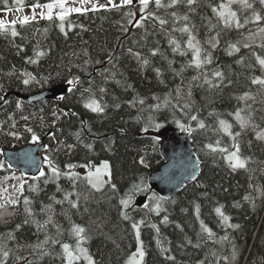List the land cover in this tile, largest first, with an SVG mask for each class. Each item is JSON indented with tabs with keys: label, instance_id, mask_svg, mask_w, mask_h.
<instances>
[{
	"label": "trees",
	"instance_id": "trees-1",
	"mask_svg": "<svg viewBox=\"0 0 264 264\" xmlns=\"http://www.w3.org/2000/svg\"><path fill=\"white\" fill-rule=\"evenodd\" d=\"M33 2L36 0H25L24 9ZM38 2L48 3L51 0ZM163 2L167 3L168 0ZM221 2L227 4V0H197L191 10L183 3L174 8L159 9L157 14L167 20L163 30L156 23L148 24L146 28L129 27L127 32H123L121 25L126 23L123 16L126 9H122L70 14L65 21L67 36L60 32L57 26L59 21L55 18L51 22L40 19L23 27L16 23L17 31L23 38L17 37L14 43L10 36L0 35V84L4 85L10 101L5 108H0V122L9 113L17 111L15 103L21 102L24 115L35 114L28 126L33 127L40 141L45 143L44 157H51L62 170H67L65 165L68 163L75 164L77 167L72 171L80 174L75 187L72 181L61 177L59 184L62 191H57L56 183L45 184L43 178L36 181L25 177L24 196L30 200L29 208L33 215L29 216L24 211L21 197L19 206L7 208V212L15 214L5 215L4 222H0V234L14 230L18 223L22 225L14 233L16 239L8 242V247L14 249L8 264H16V255L33 259L34 264H64L59 244L45 245L51 253L47 256H39L29 247L43 241L46 234L56 238L53 224L38 230V224H43L49 215L60 227L59 238L71 245L76 243V238L70 232L71 225L86 228L88 239L83 246L96 264H126L139 246L131 223L141 218L146 220L140 229V240L146 251L143 264H264V140L256 138V131L264 129V89L251 84L254 76L262 74L252 52L264 56V49L241 46L239 52L229 55V46L237 41L243 42L249 30L257 31L258 25L249 23L240 30L225 28L212 11V7ZM7 6L14 11V0H8ZM259 7L262 6L256 4L255 10L262 15L264 9L259 10ZM235 10L242 22L244 17L251 15L250 9L236 7ZM7 12L3 0H0V13ZM173 12L176 16L171 15ZM184 15L189 16V21L178 19ZM185 23L190 25L199 41L202 58L205 51L211 52L212 63L205 65L202 71L207 72L210 79L213 70H220L224 74L219 87L212 88L204 83L203 76L199 80H192L193 76L199 75L198 70L187 66L188 61L193 59L192 50L188 49L183 56L173 52L174 45H170V39L176 40L181 49L187 48L188 35L178 31ZM259 26H264V22ZM217 32L220 34L219 44L211 48L208 41ZM38 43L41 50H46V55L37 64L26 63L27 58L34 55ZM256 43H260L257 37ZM16 44L22 45L24 51L18 54ZM130 48L133 52H139L140 57L130 53ZM153 49L157 50L156 55H152ZM109 55L112 62H109ZM241 58L243 63H238ZM145 59L147 64L143 63ZM25 70L41 83L33 81L29 86H24L19 72ZM74 77L80 78L82 87L77 85L73 91H68L70 86L67 81ZM89 80L92 81L95 98L106 106L102 114L84 107L89 94L82 95V92L83 88L89 87ZM58 87L66 90L64 99L58 97L32 103L22 100V96L36 97ZM100 88L105 91L101 93ZM189 91L190 96L187 95ZM246 93L254 98L240 99ZM166 99L169 101L167 105L164 104ZM140 100L144 103L140 104ZM185 102L190 104V108L182 111L180 106ZM157 103L161 105L160 108L154 107ZM238 109H243L241 115L244 117L251 114L250 124L243 131L234 118ZM54 110L75 115L62 117L55 122V127H51ZM196 113L208 126L206 130L197 129L189 136L200 163L198 180L173 198L164 199L159 215L137 208L134 203L141 197L147 196V203H150L149 197L155 193L151 191L149 178L164 165L159 133L169 127L181 130L177 121L191 123L195 127V122L189 121L188 115ZM41 116L44 117L43 121L39 119ZM217 117L227 121L233 133L241 132L237 142L241 157L247 158L245 168L233 170L222 154H208L205 145L216 139L221 140L222 147L234 150L231 148V138L222 131H216ZM16 119L23 139L0 134L2 153L32 144L31 134L23 131L25 122L20 120L18 111ZM155 124L162 127L156 129L151 126ZM252 125L259 127L254 129ZM145 127H148V132L143 130ZM53 132L57 137L55 140L51 138ZM77 132H80L79 141L75 136ZM62 144H72L74 147L68 151L61 148ZM87 144L92 145L91 150L85 147ZM141 158L146 161L147 167L139 162ZM0 161H4L3 155H0ZM103 162L111 164L115 190L108 186L97 191L83 179L84 168L80 165ZM44 170L50 171L47 164ZM14 173L0 172V180ZM12 181L17 183L9 179L7 185H12ZM29 185L33 187L29 188ZM133 186L143 190L135 193L133 203L127 209L132 220H125L121 216L120 199L126 197ZM64 192L73 193V200L79 199L77 208L67 202L55 204L50 199L63 200ZM76 193H79V197ZM245 196L252 198L254 206L252 202L244 200ZM154 204L155 201H152L150 206ZM48 205H52L51 211L46 207ZM196 205H199V219ZM220 206L231 218L230 223L240 225L238 229L225 230L221 226L215 212V208ZM164 216L168 217L166 224L162 223ZM26 219L29 223L24 224ZM200 220L215 233L212 239L201 232ZM149 223L159 227V234ZM225 235L229 239L221 240ZM157 239L161 242L159 246ZM189 240L191 243H188ZM197 244L199 247L195 246ZM161 247L170 249V252L162 254ZM233 248L236 259H222L231 257ZM165 255H172L175 260H167ZM78 264H86V261L81 259Z\"/></svg>",
	"mask_w": 264,
	"mask_h": 264
},
{
	"label": "snow or ice",
	"instance_id": "snow-or-ice-1",
	"mask_svg": "<svg viewBox=\"0 0 264 264\" xmlns=\"http://www.w3.org/2000/svg\"><path fill=\"white\" fill-rule=\"evenodd\" d=\"M6 10L12 11L13 9L8 7V0H3ZM71 2V6H68ZM197 0H168L167 3H164L163 0H107L105 4H100L99 0H51V2L48 3H40L38 0L36 2H33L30 6L31 8V15H22V17H17L16 20L12 21H4L0 20V35L10 36L12 38V42H15V39L17 37H21V33L17 31L16 23L17 20L19 21L21 27L30 24L31 22L37 21L38 19H44L47 21H53L54 17L56 20L59 21V24L57 25L59 27L60 32H62L65 36L68 35L67 31H65V21L68 15L71 13H79V14H86L89 11H120L122 9H126V11L123 12V16L126 20V23L121 25V30L123 32H127L129 30V27H135V28H146L148 24L155 25L156 23L159 24L161 29H164V26L167 24V20L162 18L157 14L159 9H167V8H174L177 5L183 3L186 4L187 7L191 10L192 6L195 5ZM232 3H239L241 9H251V15L244 17L243 22L241 21L240 17L237 15L236 11L231 10V4ZM258 3L262 8H264V0H258ZM15 10L19 11L21 13L24 12L25 7V0H14ZM79 5V6H77ZM138 6V8H137ZM151 6V8H150ZM37 9H40L39 12H37ZM55 9H59L58 12L54 13ZM213 13L217 16L219 20L223 22V25L225 28H234L236 30L243 29L246 25L249 23H254L258 25L257 31L249 30V33L247 36L244 37V41H237L236 43H233L229 46V55L232 54V52H239L240 47L243 48H253L254 46L260 47L261 49H264V26H259L261 22H264V15H261L260 12L256 11L254 8V3L249 2V0H228V4H225L221 2L216 7H212ZM172 16H176V13H171ZM178 19H182L183 21L187 22L189 21V16L184 15L182 17H179ZM71 26V25H70ZM80 27H83L82 25ZM215 27V26H213ZM45 32L47 29L44 30ZM178 31L182 33H186L188 35V39L186 41L187 48L181 49V46L179 43L176 42L174 39H170L169 43L170 45H174L173 52H179L180 55H185L187 50H192L193 53V59L188 61L187 66L188 67H194L196 70L199 71V75L193 76L192 80L196 81L199 80L201 76L204 77V83L208 84L212 88L219 87V85L224 80V74L220 70H213L211 73L212 78L210 79L208 77V73L205 71H202L205 65L212 63V55L210 51H205L203 58L201 56L202 49L200 47L199 41L196 40L195 35L193 34L191 27L189 24L185 23L182 27L178 29ZM219 32L215 34V36H212L208 43L211 46V48H216L219 44ZM260 37V43H256V37ZM17 48L18 54L20 52L24 51V47L20 44L15 45ZM130 53H132L136 57H140L139 52H133L132 49H128ZM157 50H152V55H156ZM46 55V50H41L39 47V43L37 44L36 49L34 50V55L32 57H28L26 60V63L31 64H37L39 59ZM252 55L255 57V60L257 64L260 66L262 74L260 76H254L251 79V84L253 85H259L262 89H264V56L258 55L255 53V51L252 52ZM109 62H112V56L109 55ZM85 63H88L87 61ZM97 64L100 63L99 60L96 61ZM144 64H147L148 61L145 59L143 60ZM171 63V62H170ZM238 63H243V58L238 60ZM14 71H16L14 69ZM86 71V69H85ZM157 72L159 73V69H157ZM13 73H9V75H12ZM179 74V73H177ZM90 76L91 73H88ZM19 78L21 80V83L24 86H29L33 81L36 83H41L40 80H37L36 76H34L32 73L28 71H22L19 72ZM215 81V82H214ZM89 84V87L83 88V93H88V97L85 100L84 107L90 109L91 111L95 113H103L106 106H102L101 102L95 98V94L92 90L91 84L92 81H87ZM67 84L70 86L68 91H73L77 85H80L82 87L83 82L80 80L79 77H74L71 80L67 81ZM99 91L103 93L105 91L104 88H100ZM177 92H179V89H177ZM188 96L191 95V91L188 92ZM248 98H254L250 97L247 93L245 96L241 97L240 99H248ZM60 99H64V97H60ZM10 103L9 99L7 98V92L4 90V85L0 84V108H5ZM140 104H143L144 101L140 100ZM169 101L166 99L164 101V104L167 105ZM155 108H160L161 105L157 103L154 105ZM181 110L189 109L190 104L185 102L183 105L180 106ZM15 109L20 113V120H23L25 122L23 131L24 133L31 134L30 139L33 144H36L40 141V136L37 135L36 131H34L33 127L28 126V122L35 114H29L24 115V108L23 104L19 101L15 103ZM17 111L11 112L8 114L7 118L0 122V134H3L5 136H10L14 139H23V135L21 134L19 128H18V121L16 119ZM243 109H238L235 114L234 118L239 123L241 131H243L246 127L249 126L250 120H251V114H249L248 117H244L241 115V112ZM54 117L53 123L50 125L51 127H55V122L59 121L62 117H68L70 115H75V113H70L63 110H54L52 113ZM209 115H212V113H209ZM41 121L44 120V117H39ZM188 120L195 122V127L192 126L191 123H180L177 121V124L181 131L186 132L189 136L193 134L194 131L197 129L199 130H206L207 125L203 119L199 118V114H189ZM218 122V128L216 129L217 132L222 131L223 133L227 134L231 140V148L234 149L232 151H229V148L222 147L221 146V140L216 139L214 142H209L205 145V148L208 150V154H214V153H220L223 155V158L229 163V166L235 170L238 168H245L247 165V158H242L240 155V145L237 142V137L240 136L241 132H235L233 133L231 131V125L225 121L224 119H220L217 117ZM152 127H155L156 129H159L162 127L160 124L151 125ZM254 129H257L258 125H252ZM7 128V130H6ZM82 130H83V124H82ZM91 131V129H88ZM145 132H148V127H145L143 129ZM75 136L77 140H80V132L75 133ZM51 138L55 140L56 134L55 132L51 133ZM256 138L258 140H264V129H259L256 131ZM74 145L67 144V145H61L62 149H66L68 151H71L73 149ZM86 148L91 150L92 145L87 144L85 145ZM59 150V149H58ZM0 155H3L2 152H0ZM44 160L47 164V168L50 171L41 170L39 172L38 176H33L32 179L36 181H40L41 178H43V182L45 184L49 182L56 183L57 185V191H62V188L59 184V180L61 177L67 178L68 180L73 182V187L76 186V181L80 180V174L72 171V169L76 168L77 166L72 163H68L65 165V169L62 170L58 165L55 164L54 160L49 157L45 156ZM141 164L145 165L147 167L146 161L141 158L139 161ZM82 168H90L88 164L80 165ZM103 169L105 173L110 177L111 172L109 170V165L107 163H104ZM0 172L4 173H10L14 172L13 165L4 161H0ZM100 168H96L93 172L90 168L88 174L83 178L87 184H89L93 189L99 191L104 183H107V181H103L100 177ZM12 179L15 180L17 183L12 184L10 186L7 185V180ZM27 183V180L25 179V174L21 173L20 176L13 175H5L2 180H0V222H4L5 215L11 216L14 215V212H7L8 207H17L21 203V197H23L22 203L24 205V211L29 215L32 216L33 213L31 209L29 208L30 200L27 196H24V190H25V184ZM32 185H29V188H32ZM113 190H115L116 186L113 184L111 185ZM11 188V191L9 189ZM139 186H133V188L130 190V193L126 195V197L120 199V205L121 208V216L125 220H132V217L128 214L127 209L132 205L133 203V196L137 191H142ZM73 193L71 192H64L63 200H57L55 197H51L50 199L55 204H63L64 202H67L71 205L73 208H77L79 204V199L73 200L71 199ZM77 197H79V193H76ZM264 195V193H262ZM164 197H160L157 195H153L152 197H149L150 203H145L143 205L144 209L147 210V213H155L157 215L160 214L162 207L161 202L164 201ZM244 200L252 202L254 206V201H252V198L250 196H245ZM155 201L154 206H150L151 202ZM49 211L52 209V205L46 206ZM216 214L219 216L221 221V226L227 230V229H238L240 227L239 224H233L230 223V217L224 213L222 210V206L215 208ZM146 213V214H147ZM196 215L197 219H199V205H196ZM24 224L29 223V221L26 219ZM146 220L144 218H141L139 221L132 220L131 227L134 230L136 240L138 241V249L135 253H133L126 264H143L144 257L146 255V251L143 246V242L140 240V229L141 226L145 225ZM162 223H168V217L164 216ZM48 224H53V226L56 228V238H53L51 236L45 235V239L43 241L38 242L35 245H30L33 249L34 253H38L39 256H47L51 255V253L44 247L45 245L51 243L52 245L59 244L61 248V258L64 261V264H78V262L83 259L86 261V264H96L93 257L89 254L88 249L84 247L83 245L88 239L87 236V230L84 226L72 224L71 225V235L76 238V243L74 245H71L67 242L62 241L59 237L61 235L60 227L56 225L52 219V215L48 216V219L43 224H38V230L45 229ZM149 226L153 228L157 234H159V227L154 223H149ZM22 227L21 224H16L15 229L8 231L4 234H0V264H8V259L10 255H14V249L8 247L9 241H14L16 239L15 237V231H19ZM179 227V225H177ZM200 228L201 232L207 235V238L212 239L215 236V233L212 231L211 228H209L203 220H200ZM229 237L227 235L223 236L221 240H228ZM218 242V241H214ZM160 240L157 239V245H160ZM188 243H191L189 240ZM196 247H199V244L195 245ZM19 247V245H17ZM170 249L161 247V253H169ZM165 259L174 261L175 257L172 255H165ZM225 261L235 260L236 259V252L235 248H233V252L231 257H223ZM16 264H34V260L30 259L28 257H22L19 255L15 256Z\"/></svg>",
	"mask_w": 264,
	"mask_h": 264
},
{
	"label": "water",
	"instance_id": "water-1",
	"mask_svg": "<svg viewBox=\"0 0 264 264\" xmlns=\"http://www.w3.org/2000/svg\"><path fill=\"white\" fill-rule=\"evenodd\" d=\"M66 90L62 87L46 91L36 97H22L24 101H50L64 96ZM19 99L20 96H17ZM162 140L161 153L164 165L149 179L151 190L160 197L169 200L181 193L183 189L198 180L200 163L193 148L191 139L175 128H166L159 134ZM46 145L42 141L36 145H27L20 149L6 150L4 160L13 165L14 171L24 173L26 177L38 176L43 170L45 160L43 153ZM147 203V198H139L137 207L141 208Z\"/></svg>",
	"mask_w": 264,
	"mask_h": 264
},
{
	"label": "rangeland",
	"instance_id": "rangeland-1",
	"mask_svg": "<svg viewBox=\"0 0 264 264\" xmlns=\"http://www.w3.org/2000/svg\"><path fill=\"white\" fill-rule=\"evenodd\" d=\"M107 2V0H99V3L100 4H105ZM117 2H119V0H117ZM249 2H253L254 3V8L256 9V4H259L258 3V0H249ZM227 4H228V0H227ZM68 6H71V2L69 3V5ZM77 6H79V5H77ZM238 8V7H240V5H239V3H232L231 4V10H233V11H236L235 10V8ZM240 9H241V7H240ZM262 9H264V8H262V7H259V10H262ZM251 10V9H250ZM40 11V9H37V12H39ZM59 11V9H55L54 10V13L55 12H58ZM252 11V10H251ZM263 11V10H262ZM71 14H76V13H71ZM22 15H31V8L29 7V8H27V9H24V12L23 13H21V12H19V11H16V10H14V11H9V12H7V13H0V20H4V21H6V22H8V21H12V20H16L17 19V17H22ZM262 15H264V11H263V14ZM55 18V17H54ZM38 20H40V19H38ZM17 23H19V21L17 20ZM262 35H264V34H262ZM257 39H260V37L259 36H257ZM42 141H39L38 143H41ZM37 144V143H36ZM36 144H28V145H36ZM24 147V146H23ZM104 163H107L108 165H109V170H110V172H111V176L109 177L106 173H105V171H104V169H103V165H104ZM90 168H91V170L94 172L95 171V169L96 168H100L101 169V172H100V177H101V179L103 180V181H107V183H104L103 185H102V187H101V189L100 190H103V189H105V188H107L108 186H111V185H113V183H114V181H113V174H112V167H111V164L109 163V162H103V163H100V164H94V163H90ZM90 168H84V170H83V176L85 177L87 174H88V172H89V170H90ZM15 175H21V174H19L18 172H15L14 173ZM12 184H15V182H13L12 181ZM159 196V195H158ZM147 197V196H146ZM147 199H148V197H147ZM135 206L137 207V200L135 201ZM141 208H144L143 206L141 207ZM139 247V246H138ZM138 247L134 250V252L133 253H135L136 251H137V249H138ZM129 259V258H128ZM128 259H127V261H128ZM144 260H145V257H144ZM144 262V261H143Z\"/></svg>",
	"mask_w": 264,
	"mask_h": 264
}]
</instances>
